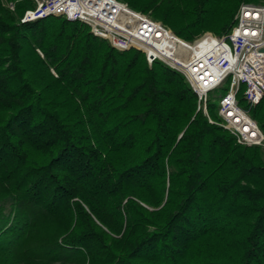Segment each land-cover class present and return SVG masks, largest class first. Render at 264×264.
<instances>
[{
    "label": "trees",
    "instance_id": "obj_1",
    "mask_svg": "<svg viewBox=\"0 0 264 264\" xmlns=\"http://www.w3.org/2000/svg\"><path fill=\"white\" fill-rule=\"evenodd\" d=\"M0 0V264H264V148L184 75ZM194 42L263 0H120ZM221 93V94H220ZM240 105L248 108L242 95ZM251 117L264 134V99Z\"/></svg>",
    "mask_w": 264,
    "mask_h": 264
},
{
    "label": "built area",
    "instance_id": "obj_2",
    "mask_svg": "<svg viewBox=\"0 0 264 264\" xmlns=\"http://www.w3.org/2000/svg\"><path fill=\"white\" fill-rule=\"evenodd\" d=\"M20 1L5 7L14 14ZM50 17L86 24L115 49L141 51L150 67L161 62L184 75L198 96L199 110L208 117L210 95L227 88L218 96L220 120L210 122L228 130L240 145L264 148V134L249 112L264 99V3L242 5L224 36L209 34L194 42L120 0H35V8L20 23ZM240 95L248 108L240 105Z\"/></svg>",
    "mask_w": 264,
    "mask_h": 264
},
{
    "label": "rangeland",
    "instance_id": "obj_3",
    "mask_svg": "<svg viewBox=\"0 0 264 264\" xmlns=\"http://www.w3.org/2000/svg\"><path fill=\"white\" fill-rule=\"evenodd\" d=\"M34 3H35V0H32ZM262 3H264V0L262 1ZM161 22V21H160ZM209 34H211V35H214V34H212V33H206L205 35H209ZM204 35V36H205ZM221 94V93H220ZM219 99L217 98V100H216V109H215V112L216 113H218V110H219ZM219 121H217V123H218Z\"/></svg>",
    "mask_w": 264,
    "mask_h": 264
}]
</instances>
